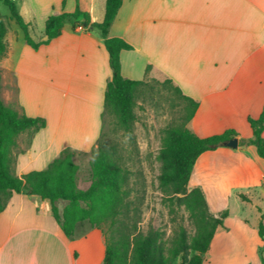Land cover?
I'll return each instance as SVG.
<instances>
[{"label":"crops","instance_id":"obj_1","mask_svg":"<svg viewBox=\"0 0 264 264\" xmlns=\"http://www.w3.org/2000/svg\"><path fill=\"white\" fill-rule=\"evenodd\" d=\"M13 1L35 42L46 38L50 14L71 12L78 2L92 22H101L106 3ZM5 24L0 96L9 102L14 90L20 113L45 119L44 127L18 136L14 173L22 177L42 170L66 147L91 153L104 129V92L111 77L98 30L72 29L67 23L58 36L34 49L11 16ZM109 36L132 46L120 53L125 78L145 79L150 66L198 102L189 123L197 136L226 129H234L238 140L252 136L248 118L259 117L264 106V0H123ZM45 73L57 85L56 94L44 86ZM194 187L202 189L214 216L228 212L202 264H262L264 235L258 227L264 224V159L256 147L220 146L201 153L187 184L188 190ZM104 250L100 229L83 221L71 238L66 236L50 201L37 195L13 192L0 212V264H102Z\"/></svg>","mask_w":264,"mask_h":264},{"label":"trees","instance_id":"obj_2","mask_svg":"<svg viewBox=\"0 0 264 264\" xmlns=\"http://www.w3.org/2000/svg\"><path fill=\"white\" fill-rule=\"evenodd\" d=\"M10 12V16L24 32L26 43L37 49L58 36L63 26L69 23L72 29L82 26L96 29L103 39L108 52L111 77L104 92V115H113L115 124L133 140V125L136 120L137 96L146 83L145 79L125 78L121 73L120 53L132 46L121 37H110L109 29L123 0H106L104 18L92 22L88 12L79 8L73 11L50 14L44 24L46 38L35 42L28 32V24L21 17L13 0H0ZM77 1V0H76ZM7 27L0 12V60L6 55L5 39ZM150 66H147L148 73ZM171 83L170 79H166ZM0 73V89H1ZM175 89L186 101V112L182 123L164 129L162 145L157 158L161 162L158 176L159 186L166 195L184 205L196 230L189 236L179 227L169 238L153 227L142 231L139 228L141 203L134 187L130 184L131 170L121 163L116 146L104 139L102 132L97 146L92 150V179L89 186L80 189L76 174L78 165L73 160L74 152L65 148L42 170H32L18 177L13 171V148L18 136L23 132H36L45 126L42 117H31L19 113L6 105L0 96V212L6 207L13 192H24L49 200L54 218L64 234L72 237L79 222L87 221L100 229L104 236V257L102 264H172L178 256L190 251L194 254L188 264H202L216 231L223 227L227 215L224 210L214 216L208 208L200 187L187 188L193 165L198 156L208 150L223 146V142L238 137L234 129H226L220 134L207 137L197 136L189 123L198 107V102ZM252 130L250 138H239V146L253 145L258 155L264 159V106L257 118H248ZM240 196L244 199L243 194ZM65 204L60 209L57 202ZM264 235V224L258 227ZM264 240V238H263ZM262 264L264 259L262 258Z\"/></svg>","mask_w":264,"mask_h":264},{"label":"rangeland","instance_id":"obj_3","mask_svg":"<svg viewBox=\"0 0 264 264\" xmlns=\"http://www.w3.org/2000/svg\"><path fill=\"white\" fill-rule=\"evenodd\" d=\"M0 12L5 22L8 23L10 12L2 2H0ZM150 71L151 67L145 78L146 83L142 86L136 99L134 108L136 120L133 125L134 139L130 140L122 129L115 124V117L108 114L104 117V139L109 144L116 146L118 154L121 156V163L131 170L130 184L134 187L141 203L139 228L145 231L148 227H153L163 234L164 239H167L179 227H182L189 236H192L196 227L185 206L179 205L174 198L166 195L159 186L158 176L161 171V162L157 158L162 145L164 129L167 126L182 123L186 112V101L175 89L176 86L172 82L169 83L165 76ZM49 75V73L44 74L43 84L51 88L52 93L56 94L57 85L49 81ZM61 86L63 89L61 99L63 100L65 89L63 82ZM14 95L15 91L12 90L9 102H3L20 113L16 108ZM66 148L73 150V160L78 165L77 186L80 189H85L92 179V151L86 153L76 151L73 147ZM261 201L264 208V198ZM64 204L62 201L57 202L60 209ZM246 214L249 219H253L252 211H247ZM77 231L79 233L80 228ZM193 254L194 252L190 251L183 256H178L172 264H188Z\"/></svg>","mask_w":264,"mask_h":264},{"label":"water","instance_id":"obj_4","mask_svg":"<svg viewBox=\"0 0 264 264\" xmlns=\"http://www.w3.org/2000/svg\"><path fill=\"white\" fill-rule=\"evenodd\" d=\"M223 146H227V147H231V148H237L239 146V140L237 137L229 139V140L223 142Z\"/></svg>","mask_w":264,"mask_h":264},{"label":"built area","instance_id":"obj_5","mask_svg":"<svg viewBox=\"0 0 264 264\" xmlns=\"http://www.w3.org/2000/svg\"><path fill=\"white\" fill-rule=\"evenodd\" d=\"M77 28H78V29H83V27H82V26H78Z\"/></svg>","mask_w":264,"mask_h":264}]
</instances>
